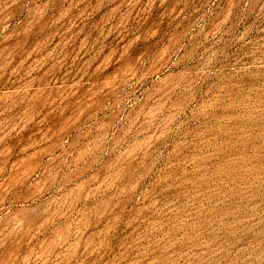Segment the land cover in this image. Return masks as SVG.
<instances>
[{
    "label": "rangeland",
    "instance_id": "obj_1",
    "mask_svg": "<svg viewBox=\"0 0 264 264\" xmlns=\"http://www.w3.org/2000/svg\"><path fill=\"white\" fill-rule=\"evenodd\" d=\"M0 264H264V0H0Z\"/></svg>",
    "mask_w": 264,
    "mask_h": 264
}]
</instances>
